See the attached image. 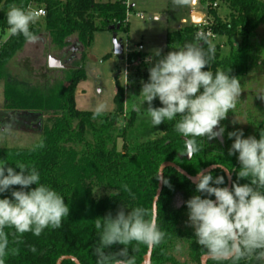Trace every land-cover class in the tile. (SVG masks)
Instances as JSON below:
<instances>
[{
  "label": "trees",
  "instance_id": "trees-1",
  "mask_svg": "<svg viewBox=\"0 0 264 264\" xmlns=\"http://www.w3.org/2000/svg\"><path fill=\"white\" fill-rule=\"evenodd\" d=\"M229 4L230 14L227 21L221 20L214 10L213 32L217 36H225L230 44V50L222 54L220 46L215 45V58L204 70L228 71L239 80L260 65L264 54V42L257 37L258 29L264 25V0H223ZM36 4L45 9V16L39 17L30 30L40 36L45 32L51 39V45L66 50L72 45L73 37L79 43V50L89 49L93 43L94 34L98 31L127 33L129 29L128 12L131 7L127 0L99 2L97 0H0V30L7 31V13L11 6L27 10L30 4ZM196 24L182 26L166 34V55L169 51L183 48L185 43L194 42ZM239 38V42L235 38ZM209 39V38H208ZM212 43V40L209 39ZM22 35L9 36L0 45V80L5 82V112H42L54 115L53 128L43 133L40 141L33 147H0V160L15 168L16 163L34 166L40 174V182L56 190L70 207V214L63 220L59 229L46 228L40 236L31 232L25 233L21 241L12 243L11 233L14 229L6 228L9 233L10 247L19 249L18 255H9L5 264H57L62 256H74L81 264H96L93 249L99 243V232L95 229V220L103 218L108 213L113 217L121 207L125 212L134 207L150 208L159 186V168L164 162H172L184 169L189 175H197L198 170L219 164L232 171V183H249L247 179H239L237 171L240 163L238 153L229 155L234 138L229 139L228 132L222 138L205 140L197 138L200 151L191 159L184 151V139L175 131L179 116L172 121H165L159 126L156 136L135 143H124L121 150L112 142V136L119 132L127 135L140 128H146L144 122H138L141 112L132 107L129 116L126 112L125 88L117 81V92L114 98L115 109L101 114L93 119L94 111H82L76 106V89L79 83L87 77L84 66H71L67 70V82L46 83L35 86L19 81L16 77L5 75L7 63L27 43ZM207 50V44H204ZM86 55V53H85ZM147 53L133 50L120 58L132 66L143 60L144 74L149 79L150 65L144 62ZM158 99V98H157ZM158 101V100H157ZM160 101H153V107H161ZM152 128V129H153ZM151 130L147 131L149 133ZM264 131V120L258 125L252 136L260 138ZM231 132V131H230ZM43 142L44 147L37 145ZM80 144L81 150L74 145ZM17 172L20 170L15 168ZM214 177L225 176L226 173L215 168L211 170ZM169 181L171 187L163 183L158 200V220L160 230L167 233L164 242L156 246L151 253L150 264H178L172 255L171 248L175 239L185 237L189 240L192 255L198 260L205 250L197 244L194 232L179 227L186 208L185 202L196 192L195 184L174 167L163 171V181ZM131 190L129 195L123 186ZM30 186L29 189L34 188ZM103 189L97 195V189ZM19 190V186L5 193H0V199H11V191ZM181 198L183 208L176 204ZM215 199V197H210ZM127 206V207H126ZM35 247L36 251H31ZM123 245L114 244L105 251L118 252ZM135 242L129 245V256L135 257V264H143L148 248L139 245L138 251H132ZM62 264H76L72 260H64ZM207 264H233L232 261H213ZM236 264H264V261L244 259Z\"/></svg>",
  "mask_w": 264,
  "mask_h": 264
},
{
  "label": "clouds",
  "instance_id": "clouds-1",
  "mask_svg": "<svg viewBox=\"0 0 264 264\" xmlns=\"http://www.w3.org/2000/svg\"><path fill=\"white\" fill-rule=\"evenodd\" d=\"M172 3L174 7H184L190 5L191 0H172ZM40 15L38 11L11 6L7 13L8 35H22L26 41L34 43L37 37L30 26ZM204 44H207V50ZM161 52L162 49H154L152 55L145 58V63L152 65L148 69L149 79L142 82L138 96L143 98L141 103L133 107L140 111L147 102V109H143L153 126L179 116L175 131L183 137L185 144L180 155L191 159L200 151L197 138L223 137L225 128L221 121L236 108L242 93L241 83L229 74L231 69L227 72L218 69L215 75L204 70L214 60L216 48L203 32H197L195 41L185 43L183 48L163 56ZM257 97L264 101V91ZM157 98L161 107H153ZM106 110L105 103L98 104L92 118ZM228 137L234 138L228 154L238 153V180L247 179L249 183L233 182L229 188L222 186L225 176L214 177L210 170H198L191 179L196 192L203 197L193 195L185 202L188 221L194 228L197 244L213 261H232L233 264L244 259L264 261V131L260 132L259 139L252 135L245 138L241 129L228 132ZM37 147H44L43 142ZM8 165L0 160V193L13 186H19V190L11 191V199H0V264H5L7 256L19 254L17 247L9 246L6 228L14 229L12 243L18 244L25 233L40 236L48 227L61 228L63 220L70 214L64 197L40 182V174L34 166L16 163L15 168L20 170L17 172ZM212 167L222 169L231 179L233 170L219 164ZM163 183L171 187L169 181ZM32 185L35 187L26 190ZM123 189L134 198L127 185ZM213 196L215 199L210 198ZM159 210L156 197L150 208L138 206L126 213L121 207L115 217L108 213L97 218L95 229L99 232V243L93 249L96 264H135V257L129 256V245L135 242L132 251H138L139 245L154 249L164 242L167 233L158 227ZM114 244L124 247L115 253L105 251ZM31 251L35 252V247Z\"/></svg>",
  "mask_w": 264,
  "mask_h": 264
},
{
  "label": "rangeland",
  "instance_id": "rangeland-1",
  "mask_svg": "<svg viewBox=\"0 0 264 264\" xmlns=\"http://www.w3.org/2000/svg\"><path fill=\"white\" fill-rule=\"evenodd\" d=\"M99 2H108L113 0H97ZM136 1V10L143 14V18L136 16L135 11L131 10L128 14L130 20L129 32H118L114 34L111 31H98L94 34L92 63L87 67L88 49L75 50L64 55V50H60L51 45L50 37L43 32L33 42H27L26 45L16 53V55L7 63L5 75L16 77L21 82L39 86L46 83L54 84L64 82L68 85L67 70L71 66L75 68L84 66L87 71V77L80 85L81 90L77 94L76 103L78 109L82 111H94L100 103L107 105V110L102 114L112 112L115 109V95L117 92V81L125 88L126 112L134 105H139L142 97H138L141 92L142 82L148 80L144 74L142 61L130 66L123 62L120 55L114 52V36L121 39L123 44V54L126 56L129 52L137 50L139 44L144 46V53L152 55L154 49H162L161 56L166 51V33L176 29L181 23L183 17L186 18L187 25L191 23L190 12L197 10L205 12V5L199 3L197 6L188 5L184 7H174L172 0H134ZM204 2V0H202ZM219 6L214 8L217 16L227 21L229 19L230 8L227 2L217 0ZM159 14L160 19H154V15ZM194 14H199L195 12ZM201 17H196L193 23L201 22ZM259 41L264 42V25H261L257 32ZM5 39V36L2 37ZM0 39L1 42L4 41ZM235 40L239 42V38ZM72 45L77 43L76 37L72 39ZM213 44L219 45L222 54L230 50V44L225 36H217L212 40ZM71 45V46H72ZM91 45V46H92ZM70 46V47H71ZM138 51V50H137ZM142 51V52H143ZM86 53V55H85ZM57 55L67 64L66 68L51 69L47 63L50 56ZM146 56V57H148ZM261 63L250 73L240 79L242 93L234 110L229 111L227 118L221 121V126L225 128V133L241 129L244 137L252 135L254 129L264 120V101L257 97V94L264 91V54L261 57ZM47 59V61H46ZM145 62V58H144ZM150 67L152 66L149 64ZM127 73V77L126 74ZM5 82L6 78L0 80V147H19L29 148L37 144L45 132L53 128L54 115L42 113V115L30 112H5ZM100 90L99 92L97 90ZM84 90V91H83ZM158 100V101H157ZM159 102V99H156ZM147 102L143 108L147 109ZM141 108L138 114V122H144L145 129L134 130L127 135V138L120 136L116 132L112 136V143L116 144L119 150L124 143H135L154 138L157 130L153 128L151 118L146 110ZM233 121H237L233 123ZM153 128V129H152ZM151 130L149 133L147 131ZM77 150H81L80 144L74 145ZM97 195L103 192V189L96 190ZM176 204L183 208L184 202L181 198L176 200ZM179 227L183 230L194 232L188 221V209H184L183 217ZM179 249V250H178ZM172 255L178 264H202L191 252L189 240L185 237L174 240L171 248Z\"/></svg>",
  "mask_w": 264,
  "mask_h": 264
},
{
  "label": "water",
  "instance_id": "water-1",
  "mask_svg": "<svg viewBox=\"0 0 264 264\" xmlns=\"http://www.w3.org/2000/svg\"><path fill=\"white\" fill-rule=\"evenodd\" d=\"M196 17H199V15L194 14L193 15V20ZM113 41H114V52H115V54L121 55L123 53V44H122L121 39H117V37L114 36ZM79 46L80 45H79L78 42L77 43H74L71 47H68L65 50L64 55H67L69 52H73L75 50H79V48H80ZM47 65H48L49 68H62L63 69V68L68 67L67 64L63 61L62 58L56 57V56H50ZM38 114L39 115H42V112H38ZM212 166L213 165H210V166L204 168L203 170H210L211 171V170L215 169ZM167 167H174V168H176L181 174H183L184 176H186L190 181H192V179H191L192 177H195L196 176V175L195 176L189 175L184 169H182L181 167L177 166L176 164H174L172 162H164L160 166V168H159V174H160L159 186H158L157 194L155 196V199L157 197L158 200H159V197L161 195V191H162V187H163V171ZM226 176H227V174H226ZM227 179H228L227 187L231 188V185H232V174H231V179H229L228 176H227ZM152 250L153 249H149L148 250V253H147V255L144 258L143 264H150V257H151ZM209 259H211V258H209L207 255H203L201 257V263L202 264H207V262H208ZM64 260H72L76 264H81L80 261L76 257H74V256H62L57 261V264H62Z\"/></svg>",
  "mask_w": 264,
  "mask_h": 264
},
{
  "label": "built area",
  "instance_id": "built-area-1",
  "mask_svg": "<svg viewBox=\"0 0 264 264\" xmlns=\"http://www.w3.org/2000/svg\"><path fill=\"white\" fill-rule=\"evenodd\" d=\"M199 3H202L205 5V9H204L205 12L195 10L196 12L200 13V15L199 14H197V15H199V17L202 18L201 22L194 23L197 26L196 33L197 32H203L206 36H208L209 39L213 40L214 38L217 37V35H215V33L213 32V29H212V25L214 23V17L211 15L210 11L214 8H217L219 6V3L217 2V0H204V2L202 0H191V5H193V6H197ZM27 10H33V11L40 12L41 13L40 17H43L46 14L45 9L43 7H38L34 3L30 4L28 6ZM129 12H128V14H129ZM136 16L141 18V19L144 17L142 13H136ZM128 18H129V16H128ZM136 49L138 51L142 52L144 50V46L142 44H139Z\"/></svg>",
  "mask_w": 264,
  "mask_h": 264
},
{
  "label": "crops",
  "instance_id": "crops-1",
  "mask_svg": "<svg viewBox=\"0 0 264 264\" xmlns=\"http://www.w3.org/2000/svg\"><path fill=\"white\" fill-rule=\"evenodd\" d=\"M113 1H115V0H113ZM127 3H128V5H129V7H131V10L135 11V14H136V13H140V12H137V10H136V6H137V5H136V4H137L136 1H134V0H127ZM195 12H196L195 10L190 12L191 23H189V24H187V25H190V24L193 23V15H194ZM154 19L159 20V19H160L159 14H155V15H154ZM182 23H183V24H186V18H185V17H183V18L181 19V23H179V24L177 25L176 29H178V28H180V27H182V26H185V25H182ZM129 27H130V20H129ZM174 30H175V29H174ZM128 32H129V29H128ZM167 32H169V31H167ZM166 34H167V33H166ZM3 36H5V39H2ZM165 36H166V35H165ZM8 38H9L8 32H7V31L2 32V31L0 30V39L6 41ZM4 41H2L1 44H2ZM92 51H93V45H92L91 47H89L88 52H87V59H88V61H87V67H89L90 64H93V63H92V57H93L94 54L92 53ZM143 52H144V51H143ZM145 53H146V52H145ZM149 55H151V54H149ZM53 56L59 57V56H57V55H53ZM46 61H47V59H46ZM51 69H56V68H51ZM82 82H83V81H82ZM82 82L79 83V86H78V88L76 89V98H77V94H78L80 91H82V90H81L82 87H80V85L82 84ZM83 91H84V90H83ZM77 104H78V103H77ZM77 104H76V106H77Z\"/></svg>",
  "mask_w": 264,
  "mask_h": 264
}]
</instances>
